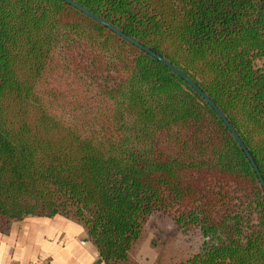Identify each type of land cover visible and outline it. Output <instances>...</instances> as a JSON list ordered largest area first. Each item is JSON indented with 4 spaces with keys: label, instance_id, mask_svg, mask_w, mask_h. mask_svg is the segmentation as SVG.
Here are the masks:
<instances>
[{
    "label": "trees",
    "instance_id": "trees-1",
    "mask_svg": "<svg viewBox=\"0 0 264 264\" xmlns=\"http://www.w3.org/2000/svg\"><path fill=\"white\" fill-rule=\"evenodd\" d=\"M72 1L193 80L264 180V0ZM153 213L188 243L167 264H264V190L213 108L69 3L0 0V232L61 216L140 264Z\"/></svg>",
    "mask_w": 264,
    "mask_h": 264
},
{
    "label": "crops",
    "instance_id": "crops-1",
    "mask_svg": "<svg viewBox=\"0 0 264 264\" xmlns=\"http://www.w3.org/2000/svg\"><path fill=\"white\" fill-rule=\"evenodd\" d=\"M0 264H103L83 228L61 216L27 217L0 232Z\"/></svg>",
    "mask_w": 264,
    "mask_h": 264
},
{
    "label": "rangeland",
    "instance_id": "rangeland-1",
    "mask_svg": "<svg viewBox=\"0 0 264 264\" xmlns=\"http://www.w3.org/2000/svg\"><path fill=\"white\" fill-rule=\"evenodd\" d=\"M175 234V238L167 243L162 264H167L169 260L187 252V241L183 235L175 233L174 224L169 216L153 213L148 218L141 240L135 248L134 257L140 264H155L159 247L165 241L166 235ZM177 254V255H176Z\"/></svg>",
    "mask_w": 264,
    "mask_h": 264
},
{
    "label": "water",
    "instance_id": "water-1",
    "mask_svg": "<svg viewBox=\"0 0 264 264\" xmlns=\"http://www.w3.org/2000/svg\"><path fill=\"white\" fill-rule=\"evenodd\" d=\"M63 1L69 3L70 5H72L73 7L77 8L78 10H80L81 12H83L84 14H86L87 16H89L90 18H92L93 20L97 21L98 23L102 24L103 26H106L108 29L112 30L113 32H115L116 34H118L119 36H121L122 38H124L125 40H127L128 42H130V43L134 44L135 46H137L138 48L144 50L146 53H148L149 55H151L153 58L157 59L162 64H164L165 66H167L171 71H173L182 80H184L190 87H192L213 108V110L215 111V113L219 116V118L222 120V122L227 126V128L229 129V131L232 134L233 138L238 143V145L241 147V149L244 151L245 155L247 156L248 160L250 161V163H251L254 171L256 172V174H257V176L259 178V181L261 183V186H262V188L264 190V180H263L260 172L258 171V168L255 165V163H254L251 155L249 154L248 150L246 149L245 145L243 144L241 138L239 137V135L237 134V132L235 131V129L232 127V125L229 123V121L225 118V116L223 115V113L221 112V110L195 84V82L193 80H191L187 75H185L175 65L171 64L169 61H167L163 57L155 54L150 49H148L147 47L143 46L139 42L135 41L131 37L123 34L120 30H118L117 28L113 27L109 23L105 22L104 20H102L101 18H99L98 16H96L95 14H93L92 12L88 11L87 9L83 8L82 6H80L79 4H77L76 2H74L72 0H63Z\"/></svg>",
    "mask_w": 264,
    "mask_h": 264
}]
</instances>
